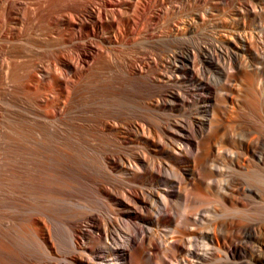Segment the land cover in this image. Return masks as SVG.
I'll use <instances>...</instances> for the list:
<instances>
[{
  "label": "bare ground",
  "instance_id": "bare-ground-1",
  "mask_svg": "<svg viewBox=\"0 0 264 264\" xmlns=\"http://www.w3.org/2000/svg\"><path fill=\"white\" fill-rule=\"evenodd\" d=\"M0 264H264V0H0Z\"/></svg>",
  "mask_w": 264,
  "mask_h": 264
},
{
  "label": "rangeland",
  "instance_id": "rangeland-1",
  "mask_svg": "<svg viewBox=\"0 0 264 264\" xmlns=\"http://www.w3.org/2000/svg\"><path fill=\"white\" fill-rule=\"evenodd\" d=\"M161 22H163V24H164V26H163V24L162 23H158V26L160 27V24H162V26L161 27H165V22H164V20H162ZM15 184V183H14ZM222 189H220V191H221ZM40 201H38V203H39Z\"/></svg>",
  "mask_w": 264,
  "mask_h": 264
}]
</instances>
